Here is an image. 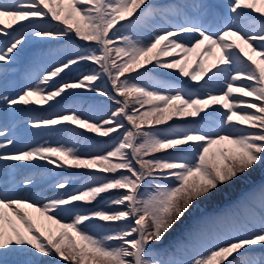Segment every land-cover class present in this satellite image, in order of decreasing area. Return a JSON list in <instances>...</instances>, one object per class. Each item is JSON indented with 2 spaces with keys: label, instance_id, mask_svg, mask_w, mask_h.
I'll return each mask as SVG.
<instances>
[{
  "label": "snow or ice",
  "instance_id": "obj_1",
  "mask_svg": "<svg viewBox=\"0 0 264 264\" xmlns=\"http://www.w3.org/2000/svg\"><path fill=\"white\" fill-rule=\"evenodd\" d=\"M0 264H264V0H0Z\"/></svg>",
  "mask_w": 264,
  "mask_h": 264
},
{
  "label": "rangeland",
  "instance_id": "obj_2",
  "mask_svg": "<svg viewBox=\"0 0 264 264\" xmlns=\"http://www.w3.org/2000/svg\"><path fill=\"white\" fill-rule=\"evenodd\" d=\"M48 64H44V67H48ZM194 66V63L192 61L189 62L188 68L189 70H191V68ZM91 66H81L79 69H76L74 66L73 71L66 77V79H75L80 77L81 75H83L84 73L88 72L90 70ZM148 67H151V65H149ZM164 71V70H161ZM172 73V77H174L176 80L182 81L184 80V77H179L177 73L174 72V70H171ZM63 75V74H62ZM134 75V74H133ZM76 91H80V90H76ZM44 107H47L46 105ZM10 127H12V124L9 125ZM19 126H22V123H20ZM16 129L18 128V126H15ZM86 135H93V134H86ZM22 136V135H20ZM99 141H104V142H108L110 140V138H101V137H97L96 138ZM72 171H77V170H72ZM61 176H55L54 179H60Z\"/></svg>",
  "mask_w": 264,
  "mask_h": 264
},
{
  "label": "bare ground",
  "instance_id": "obj_3",
  "mask_svg": "<svg viewBox=\"0 0 264 264\" xmlns=\"http://www.w3.org/2000/svg\"><path fill=\"white\" fill-rule=\"evenodd\" d=\"M25 115H27V116H28L29 114H27V113H26ZM31 138H34V136H31ZM28 140H29V139H28Z\"/></svg>",
  "mask_w": 264,
  "mask_h": 264
}]
</instances>
